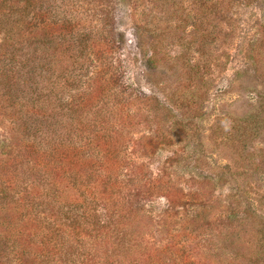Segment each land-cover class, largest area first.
<instances>
[{
	"label": "rangeland",
	"instance_id": "obj_1",
	"mask_svg": "<svg viewBox=\"0 0 264 264\" xmlns=\"http://www.w3.org/2000/svg\"><path fill=\"white\" fill-rule=\"evenodd\" d=\"M37 2L45 15L63 19L72 30L68 38L53 35L45 44L40 31L34 98L0 90V164L7 163V169L0 168V183L69 178L71 172L96 182V192L111 212L110 229L120 225L121 238L132 239L134 246L123 254L114 247V264H264V114L258 135L240 145L247 153L244 162L227 139L233 125L262 105L264 109V0ZM103 30L108 42L100 39ZM2 36L0 53L6 47ZM149 46L158 51L152 61ZM108 60L120 68L123 85L137 95L122 107L102 70ZM188 72L196 78L184 83L182 73ZM92 77L100 89L84 95ZM77 90L86 103L71 112L67 103ZM26 112L38 121L51 113L44 138L55 124L59 130L53 137L58 138L64 117L69 128L79 123L86 132L95 126L98 133L86 144L72 138L77 152L67 161L58 155L68 152L67 147L40 156L44 139L33 140ZM59 113L63 118L56 119ZM51 141L45 142L47 150ZM124 156L129 159L123 161ZM26 161L38 162L39 171L31 175ZM16 163L20 167L11 168ZM128 175L131 182L113 186ZM146 178L156 179L160 188L143 186ZM163 190L176 204L169 206ZM190 192L188 202L179 201ZM190 199L197 200L194 209ZM5 233L0 226V234ZM105 250L100 248L97 256L102 258Z\"/></svg>",
	"mask_w": 264,
	"mask_h": 264
},
{
	"label": "trees",
	"instance_id": "obj_2",
	"mask_svg": "<svg viewBox=\"0 0 264 264\" xmlns=\"http://www.w3.org/2000/svg\"><path fill=\"white\" fill-rule=\"evenodd\" d=\"M47 3L49 4V1ZM201 8H204V5H201ZM206 10H208V7ZM46 18L49 20H45ZM56 29L60 32H56ZM71 30V27L65 24L63 19L57 21L50 18L49 15H45L42 7L40 8V4L38 7L37 0H0V33L3 35L2 44L6 46L0 53V90L10 92L13 89L19 93L20 99L21 96L27 95L30 96V99L34 98L32 97L35 90L33 89V84H35V78L38 77L36 70L39 68L36 60L38 55L36 53L39 54L41 52L38 49L40 31L45 32V40L43 42L45 44L47 42L51 43L55 39L53 35L68 38ZM107 38L108 35L106 33L100 36L101 41L103 39L107 41ZM22 48L27 51L19 54ZM44 48L43 46V50ZM149 49L152 52H150L149 61H152L158 51L154 46H149ZM17 54L18 56H15ZM19 66H21L20 70L18 69ZM5 68L8 69V73ZM102 70L106 74L110 89H113V92L120 98V106L131 103L134 100L135 93L123 85L120 68H114L110 60H108L102 64ZM197 71L199 74V69ZM182 76L181 80L184 83L196 78L190 72L187 74L182 73ZM14 79L18 80L15 82ZM95 80H97L96 77L90 78L88 86H85L84 95L88 93L95 95L96 89H100L95 87L98 86L97 83L93 86ZM182 88H186V86L184 85ZM78 90V95L72 97L67 103V109L71 112L84 108L86 103L82 93ZM25 104L26 100L20 101L21 108ZM261 109L259 112L257 111L241 119L233 125V129L227 134V139L233 144L230 145L232 150L236 151L238 158L243 162L247 158V153H245V147L240 145L249 136L256 137L258 135V128L261 125L259 117L261 113L264 114V109L262 112ZM121 111L123 114L121 115L126 120H129V115L123 113L125 110L121 109ZM33 116L35 114L29 115L26 112L24 121L29 123L27 128L30 135L34 134L33 140L36 137L44 139L42 149L45 146V151L42 154L38 151L40 156H53L62 150L63 147H67L68 152L58 154L62 161H67L71 155L77 152L72 138H77L81 144H86V142L91 140L89 137L98 133V129L95 126H92V128L90 126L86 132L79 123L69 128V120L64 117L65 121L60 126L62 130H60L61 134L58 138L55 139L53 137V134L59 130L56 124L55 129L49 133L48 138L46 136L44 138V126L53 117L49 113L46 121H42V119L38 121L37 116ZM59 117L63 118L61 113L57 115L56 119ZM119 123L120 125L123 124L122 121H119ZM13 129H15V125ZM11 138L8 140L10 143H12ZM50 141L53 145L47 150L46 143L50 144ZM41 142H38V144ZM38 144H32L31 147L41 148ZM38 153L36 154L35 152L34 154L39 156ZM126 157L124 156L123 161L129 159ZM262 157V164H264L263 153ZM36 159L38 162L41 161L40 157ZM38 162L26 161L27 165L31 164V175L32 172L39 171L35 167L37 164L34 165V163ZM195 163L191 167L195 168ZM127 164H131V162ZM6 165L7 163L0 164V168L7 169ZM20 165V163H16L11 168L18 169ZM64 169L66 168L62 170ZM224 170L222 173H224ZM55 172L57 171L55 170ZM66 172H68L67 169ZM126 172L125 169V176L127 175ZM70 175L69 178L59 177L56 180L47 181L40 180V177L37 180H30L28 177H24V180L15 186H7L0 183V214H5L4 218L0 217V226L6 232L3 235L0 234V264H114L116 263L115 257L118 255L117 253L115 254V249L112 251L114 247L123 249L120 254L131 253L130 251L134 247L132 239L124 241V237L121 238L123 229L120 225H117V230H114L113 227L112 230L110 229L111 223L108 218L111 212L108 213L102 194L96 192V182L81 179L79 173L71 172ZM142 177L144 178V175ZM106 180L113 181V178L106 176ZM131 181L132 178L128 175L121 183L117 180L113 186L117 184L119 187H123ZM143 186H146L149 190L158 189L160 188V182L156 179H147ZM152 193L148 191V197H151ZM162 195L169 206L176 204L177 199L171 198L168 192L165 193V190L162 191ZM194 195L196 196L195 193ZM237 195L236 193L234 194V196ZM189 196H191V192L189 195L183 196L182 200L179 201L188 202ZM192 202L194 203L192 206L194 209L197 200H192ZM124 203H122V206L125 205ZM116 210L119 209L116 208ZM116 210H112V212ZM102 215L106 216L107 220H103L104 217ZM114 232L117 233L114 234ZM260 234L264 236V228L260 230ZM108 237L113 239L110 243L108 242ZM106 244L110 246L106 247ZM100 248L106 249L102 258L99 255L97 256Z\"/></svg>",
	"mask_w": 264,
	"mask_h": 264
}]
</instances>
